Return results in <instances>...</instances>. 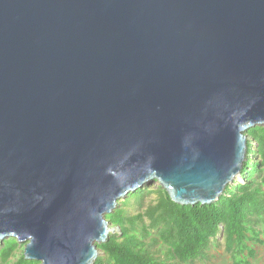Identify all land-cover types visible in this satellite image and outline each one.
<instances>
[{
    "label": "water",
    "instance_id": "95a60500",
    "mask_svg": "<svg viewBox=\"0 0 264 264\" xmlns=\"http://www.w3.org/2000/svg\"><path fill=\"white\" fill-rule=\"evenodd\" d=\"M256 124L264 0H0V242L27 259L94 264L154 179L216 201Z\"/></svg>",
    "mask_w": 264,
    "mask_h": 264
},
{
    "label": "trees",
    "instance_id": "16d2710c",
    "mask_svg": "<svg viewBox=\"0 0 264 264\" xmlns=\"http://www.w3.org/2000/svg\"><path fill=\"white\" fill-rule=\"evenodd\" d=\"M247 160L241 177L227 184L216 201L202 204H180L168 191L143 186L118 203L127 204L131 198L138 203L137 212L117 206L105 216L116 232L99 242L103 251L94 264H183L208 257L213 239L222 232L225 248L235 264H248L254 256L253 245L261 242L260 226L264 231V125L256 124L246 131ZM157 193L152 203L143 207L144 198ZM20 242L10 236L0 242V264H39L18 254Z\"/></svg>",
    "mask_w": 264,
    "mask_h": 264
},
{
    "label": "rangeland",
    "instance_id": "374dc122",
    "mask_svg": "<svg viewBox=\"0 0 264 264\" xmlns=\"http://www.w3.org/2000/svg\"><path fill=\"white\" fill-rule=\"evenodd\" d=\"M240 180V179H239ZM158 185H160V182L158 180H151L149 182H147L145 184L146 188H150V189H156L158 187ZM157 193L153 192L150 195L146 196L144 198L143 201V207L147 206L148 204L152 203L153 201L156 200L157 198ZM127 198V195L123 198H121V202H123L124 199ZM118 206H124L126 208L127 211L134 213L138 211L139 205L138 203L135 201L134 198H131L130 201L127 204H119ZM110 226H114L112 223H110ZM115 230L114 231H110V232H116L118 231V227L114 226ZM261 229V234H260V238H261V242H256L253 245V248L255 250V254L254 256H247V259L249 260L248 264H264V231H263V227L260 226L259 227ZM8 238V237H6ZM213 243L208 251V257L205 259H196L193 262H186L183 264H235V259L232 256V254L226 250L225 248V241H224V236L221 233H219L217 235V237H215L213 239ZM26 241H20V247H18V254H20L21 252H24V247H25ZM103 251L99 249V255H102ZM40 262V260H39ZM41 264V262L39 263ZM246 264V263H243Z\"/></svg>",
    "mask_w": 264,
    "mask_h": 264
}]
</instances>
